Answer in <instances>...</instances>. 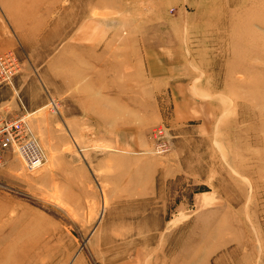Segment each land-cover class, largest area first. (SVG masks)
Wrapping results in <instances>:
<instances>
[{"label":"rangeland","instance_id":"1","mask_svg":"<svg viewBox=\"0 0 264 264\" xmlns=\"http://www.w3.org/2000/svg\"><path fill=\"white\" fill-rule=\"evenodd\" d=\"M7 52L0 264H264V0H0Z\"/></svg>","mask_w":264,"mask_h":264},{"label":"built area","instance_id":"2","mask_svg":"<svg viewBox=\"0 0 264 264\" xmlns=\"http://www.w3.org/2000/svg\"><path fill=\"white\" fill-rule=\"evenodd\" d=\"M20 60L13 52L0 55V85L11 84L19 73ZM7 151L16 152L24 167L35 170L45 161V153L38 140L31 133L23 116L6 117L0 115V164Z\"/></svg>","mask_w":264,"mask_h":264},{"label":"crops","instance_id":"3","mask_svg":"<svg viewBox=\"0 0 264 264\" xmlns=\"http://www.w3.org/2000/svg\"><path fill=\"white\" fill-rule=\"evenodd\" d=\"M13 88H14V86L0 87V110L2 107L3 108L8 107L9 104L12 106H15L16 102L13 98L14 93L12 94V92H11V89H13ZM0 115H2V114H0Z\"/></svg>","mask_w":264,"mask_h":264}]
</instances>
